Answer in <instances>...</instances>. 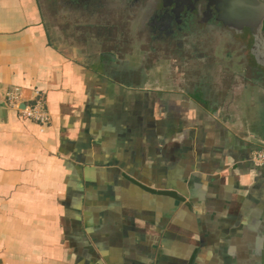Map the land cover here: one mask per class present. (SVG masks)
<instances>
[{"label":"crops","instance_id":"1","mask_svg":"<svg viewBox=\"0 0 264 264\" xmlns=\"http://www.w3.org/2000/svg\"><path fill=\"white\" fill-rule=\"evenodd\" d=\"M50 13L0 0V264H264V40L129 84Z\"/></svg>","mask_w":264,"mask_h":264},{"label":"flooded vegetation","instance_id":"2","mask_svg":"<svg viewBox=\"0 0 264 264\" xmlns=\"http://www.w3.org/2000/svg\"><path fill=\"white\" fill-rule=\"evenodd\" d=\"M65 2L74 9L87 4L85 17H79L76 29L69 30L82 40L83 52L91 56V61L98 60V66L114 78L129 84L139 73L142 84L187 85L196 81L204 85L205 63L220 64L219 57L233 52L226 46L233 39L253 36L250 27L244 24L254 23L251 17L254 11L248 9L246 0L243 8L237 0ZM96 18H104L112 26L98 29L85 26L86 19L92 22ZM211 70L215 73L216 68ZM195 71H200V75H191Z\"/></svg>","mask_w":264,"mask_h":264},{"label":"rangeland","instance_id":"3","mask_svg":"<svg viewBox=\"0 0 264 264\" xmlns=\"http://www.w3.org/2000/svg\"><path fill=\"white\" fill-rule=\"evenodd\" d=\"M40 3L42 6V9L47 10L49 13H50V11H52L54 14H56L55 18L57 20L62 21L63 24H65L66 26H68L70 28L74 27V29H76L75 27H77L79 25L78 18L79 17L83 18V17H85V14H87L86 13L87 7H85V6H87V4H85V3L80 4L78 7H76V9H74V7L69 6L68 3L65 2V0H40ZM48 19L51 20V18H48ZM86 20L88 22L85 23V26H87V28H90V29L91 28L98 29V28H102L103 26H106V25L112 26L104 18H96L95 20L91 19L92 22H90V20H88V19H86ZM117 29H121V28L119 27ZM103 48H101V49H103ZM104 49H105V51L109 52L108 50H106V48H104ZM135 52L137 54L138 49H136ZM134 58L137 59L138 56L135 55Z\"/></svg>","mask_w":264,"mask_h":264},{"label":"built area","instance_id":"4","mask_svg":"<svg viewBox=\"0 0 264 264\" xmlns=\"http://www.w3.org/2000/svg\"><path fill=\"white\" fill-rule=\"evenodd\" d=\"M6 103L15 106L20 114L26 118L33 119L40 123L48 120V113L44 105V101L36 99L32 103L20 107L21 91L19 87H14L5 94ZM251 161L256 165H264V149H257L252 152Z\"/></svg>","mask_w":264,"mask_h":264},{"label":"water","instance_id":"5","mask_svg":"<svg viewBox=\"0 0 264 264\" xmlns=\"http://www.w3.org/2000/svg\"><path fill=\"white\" fill-rule=\"evenodd\" d=\"M245 0H237L241 4L242 8L246 7ZM248 4V9H252L251 17L254 23L244 22L245 25L250 27L253 37L257 38L258 41L264 40V29L262 28V22H264V0H246ZM245 11V10H244Z\"/></svg>","mask_w":264,"mask_h":264}]
</instances>
